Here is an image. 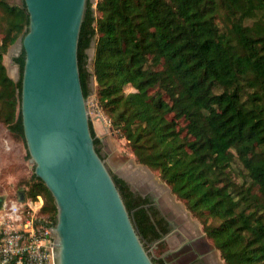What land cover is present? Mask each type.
Wrapping results in <instances>:
<instances>
[{
    "label": "trees",
    "instance_id": "obj_1",
    "mask_svg": "<svg viewBox=\"0 0 264 264\" xmlns=\"http://www.w3.org/2000/svg\"><path fill=\"white\" fill-rule=\"evenodd\" d=\"M29 23L24 0H0V124L26 149L25 50L14 57L17 80L4 56ZM78 57L85 97L95 95L111 130L170 186L224 263L264 264V0H88ZM113 175L147 244L164 238L171 227L154 198ZM24 184V199L42 196L54 222V197L34 169Z\"/></svg>",
    "mask_w": 264,
    "mask_h": 264
},
{
    "label": "water",
    "instance_id": "obj_2",
    "mask_svg": "<svg viewBox=\"0 0 264 264\" xmlns=\"http://www.w3.org/2000/svg\"><path fill=\"white\" fill-rule=\"evenodd\" d=\"M24 2L22 121L34 172L57 206L55 221L43 223L54 235L55 264H156L160 240L147 244L95 147L78 57L88 0ZM6 206L0 195V210Z\"/></svg>",
    "mask_w": 264,
    "mask_h": 264
},
{
    "label": "rangeland",
    "instance_id": "obj_3",
    "mask_svg": "<svg viewBox=\"0 0 264 264\" xmlns=\"http://www.w3.org/2000/svg\"><path fill=\"white\" fill-rule=\"evenodd\" d=\"M93 1L95 5L96 0ZM7 2L21 4L22 0H7ZM21 47L18 40L4 56L8 74L15 80L19 79V67L15 63L14 57L19 54ZM88 52L92 59L95 45H92ZM88 107L97 136L102 139L103 153L109 167L116 174L125 176L136 192L143 195L150 194L162 212L177 225L178 230L182 233V235L176 233V239H172L170 243L174 245L177 240L181 243L184 238L183 235L189 239L199 236L206 244V248L201 252L205 254L206 263L225 264L220 252L203 232L201 223L190 215L184 203L172 193L170 186L161 180L157 172L138 163L128 142L119 138L111 130L110 122L98 108L94 94L88 97ZM34 166V163L27 156V149L23 141L14 137L4 125L0 124V195L7 199H18L19 193L25 186L24 183L33 173ZM259 192V188H256L255 193L259 194ZM43 205L36 210V216L51 219L50 216L41 213ZM167 248L166 244L157 243L152 250L159 256Z\"/></svg>",
    "mask_w": 264,
    "mask_h": 264
},
{
    "label": "built area",
    "instance_id": "obj_4",
    "mask_svg": "<svg viewBox=\"0 0 264 264\" xmlns=\"http://www.w3.org/2000/svg\"><path fill=\"white\" fill-rule=\"evenodd\" d=\"M44 200L7 199L0 210V264H55L54 235L43 223L52 219L36 216Z\"/></svg>",
    "mask_w": 264,
    "mask_h": 264
},
{
    "label": "flooded vegetation",
    "instance_id": "obj_5",
    "mask_svg": "<svg viewBox=\"0 0 264 264\" xmlns=\"http://www.w3.org/2000/svg\"><path fill=\"white\" fill-rule=\"evenodd\" d=\"M155 205L158 206L156 200ZM167 219L171 230L166 235L168 238H162L158 243L166 242L168 248L163 251L161 255L157 256L156 259L163 258L165 264H207L205 254L201 253L206 248V244L200 239L201 237L197 236L189 239L183 235L184 238L181 243L178 240L174 245L170 243L172 239H176V233H179L180 235H182V233L169 217H167Z\"/></svg>",
    "mask_w": 264,
    "mask_h": 264
},
{
    "label": "crops",
    "instance_id": "obj_6",
    "mask_svg": "<svg viewBox=\"0 0 264 264\" xmlns=\"http://www.w3.org/2000/svg\"><path fill=\"white\" fill-rule=\"evenodd\" d=\"M121 176H123V175H121ZM124 178H126L125 176H123ZM127 179V178H126ZM129 182V181H128Z\"/></svg>",
    "mask_w": 264,
    "mask_h": 264
}]
</instances>
